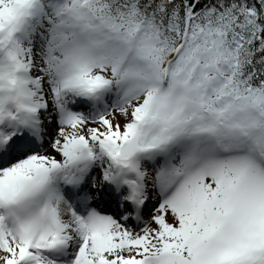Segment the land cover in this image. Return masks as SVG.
<instances>
[{"label":"snow or ice","instance_id":"1","mask_svg":"<svg viewBox=\"0 0 264 264\" xmlns=\"http://www.w3.org/2000/svg\"><path fill=\"white\" fill-rule=\"evenodd\" d=\"M0 264H264V0H0Z\"/></svg>","mask_w":264,"mask_h":264}]
</instances>
